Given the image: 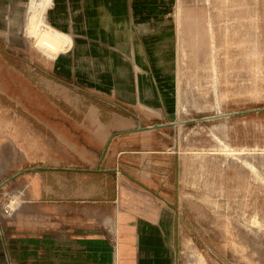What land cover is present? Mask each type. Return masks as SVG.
<instances>
[{
	"label": "rangeland",
	"instance_id": "rangeland-1",
	"mask_svg": "<svg viewBox=\"0 0 264 264\" xmlns=\"http://www.w3.org/2000/svg\"><path fill=\"white\" fill-rule=\"evenodd\" d=\"M42 3L0 0V101L33 134L4 174L0 133V264H75L133 194L163 199L174 264H264V0Z\"/></svg>",
	"mask_w": 264,
	"mask_h": 264
},
{
	"label": "crops",
	"instance_id": "crops-1",
	"mask_svg": "<svg viewBox=\"0 0 264 264\" xmlns=\"http://www.w3.org/2000/svg\"><path fill=\"white\" fill-rule=\"evenodd\" d=\"M5 107L0 101V124L11 127L5 128V130L0 128V133H11L13 139L9 150L11 153L1 157L2 171L5 174L12 170H30V163L32 162L30 158L33 155L31 146L33 134L30 133L32 128L24 120L25 118H19L20 116L16 112L10 113L7 110L5 112ZM25 139H28L27 153L21 154L19 142ZM8 147L6 148L8 149ZM31 180L30 177L27 178L29 187L32 185ZM119 189L121 192L124 191L121 186ZM34 191L33 188V193ZM65 198L63 196L60 199ZM81 199L86 198L81 197ZM110 199L117 203L121 197L117 194L113 198L101 197L97 200L106 203ZM130 199L139 201L145 199L147 202L141 203V211L137 209L139 213L128 216L122 212L121 215H115V219L112 218V214H106L107 212L100 211V209L92 211L93 235L77 241L83 248L82 255L77 254L74 257L75 264H174L172 229L162 219L164 213L163 199L153 196V199L150 200L148 197H141L136 194H133ZM128 217L131 218L128 219ZM132 219H135V223L133 221L129 223ZM130 224L132 227H129Z\"/></svg>",
	"mask_w": 264,
	"mask_h": 264
},
{
	"label": "bare ground",
	"instance_id": "bare-ground-1",
	"mask_svg": "<svg viewBox=\"0 0 264 264\" xmlns=\"http://www.w3.org/2000/svg\"><path fill=\"white\" fill-rule=\"evenodd\" d=\"M49 1L50 0H43L42 8H44L45 5H47V2H49ZM37 22H38V20H37ZM41 22L44 23V21H41ZM38 23H40V22H38ZM35 29H37V28H35ZM63 40H64V37L62 36L61 33L54 31L53 29L48 27V30L44 34H42L41 37H39V40H37V46L40 49L44 50V52H46V54L56 55L55 53L57 52V45L60 44L59 42L63 41Z\"/></svg>",
	"mask_w": 264,
	"mask_h": 264
},
{
	"label": "water",
	"instance_id": "water-1",
	"mask_svg": "<svg viewBox=\"0 0 264 264\" xmlns=\"http://www.w3.org/2000/svg\"><path fill=\"white\" fill-rule=\"evenodd\" d=\"M149 128H145V127H140L138 124H137V127L129 132H139V131H144V130H147ZM66 171H68V169H65ZM107 172H113L112 170H108Z\"/></svg>",
	"mask_w": 264,
	"mask_h": 264
}]
</instances>
